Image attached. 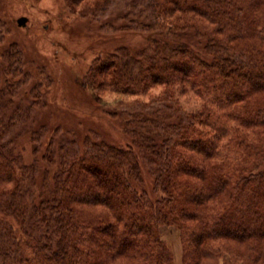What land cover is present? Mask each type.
Masks as SVG:
<instances>
[{"label":"trees","instance_id":"16d2710c","mask_svg":"<svg viewBox=\"0 0 264 264\" xmlns=\"http://www.w3.org/2000/svg\"><path fill=\"white\" fill-rule=\"evenodd\" d=\"M97 1L92 16L118 0ZM121 1L147 45L97 55L86 83L148 96L127 121L135 145L65 137L58 159L51 141L57 171L38 190L0 86V264H176L163 224L182 228V264H264V0Z\"/></svg>","mask_w":264,"mask_h":264},{"label":"rangeland","instance_id":"374dc122","mask_svg":"<svg viewBox=\"0 0 264 264\" xmlns=\"http://www.w3.org/2000/svg\"><path fill=\"white\" fill-rule=\"evenodd\" d=\"M97 3V0H0V86L8 84L4 99L13 102L11 112L15 111L20 120L10 135L12 150L24 164L37 165L38 190L45 177L53 182L57 171L58 165L48 158L51 141L58 159L65 137L77 138L81 145L86 137L122 147L135 145L133 128L127 127V121L133 116L136 102L149 101L146 94L122 96L105 89L100 93L86 83L90 78L89 66L97 55L120 47L138 53L148 42L131 29L134 25L130 18L122 15L126 8L124 1L118 0L104 15L92 16ZM21 16L28 18L24 26L18 24ZM193 40L197 42V38ZM15 48L22 52L20 68L9 61ZM161 90V86H156L149 92L158 95ZM263 97L254 96L256 100ZM180 103L191 109L199 105L200 99L186 91L180 95ZM17 106L26 111L25 116L22 109L15 110ZM140 161L146 190L153 194V177L144 160ZM135 185L139 187L136 181ZM160 234L173 251L175 263L182 264L181 226L163 224Z\"/></svg>","mask_w":264,"mask_h":264},{"label":"water","instance_id":"95a60500","mask_svg":"<svg viewBox=\"0 0 264 264\" xmlns=\"http://www.w3.org/2000/svg\"><path fill=\"white\" fill-rule=\"evenodd\" d=\"M28 18L26 16H21L18 18V24L21 26L26 25Z\"/></svg>","mask_w":264,"mask_h":264}]
</instances>
